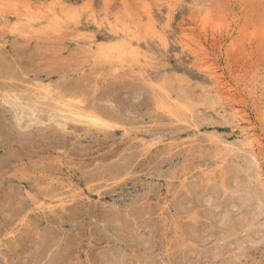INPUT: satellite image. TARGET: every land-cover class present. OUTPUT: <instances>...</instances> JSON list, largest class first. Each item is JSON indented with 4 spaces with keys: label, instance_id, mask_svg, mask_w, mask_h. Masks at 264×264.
<instances>
[{
    "label": "rangeland",
    "instance_id": "rangeland-1",
    "mask_svg": "<svg viewBox=\"0 0 264 264\" xmlns=\"http://www.w3.org/2000/svg\"><path fill=\"white\" fill-rule=\"evenodd\" d=\"M251 154L264 0H0V264H264Z\"/></svg>",
    "mask_w": 264,
    "mask_h": 264
},
{
    "label": "bare ground",
    "instance_id": "bare-ground-1",
    "mask_svg": "<svg viewBox=\"0 0 264 264\" xmlns=\"http://www.w3.org/2000/svg\"><path fill=\"white\" fill-rule=\"evenodd\" d=\"M13 31V30H12ZM131 31V30H130ZM41 32V31H40ZM185 37H188V36H185ZM206 40V39H205ZM185 44H187V43H185ZM203 46V45H202ZM203 49V48H202ZM105 50V49H104ZM188 50V49H187ZM201 52V51H200ZM206 55V54H205ZM102 61V60H101ZM112 61V60H111ZM113 62V61H112ZM122 62V61H121ZM199 62V61H198ZM103 63V62H102ZM212 72H213V70H212ZM248 74V73H247ZM246 74V75H247ZM168 95V94H167ZM159 96V95H158ZM162 96V95H161ZM172 97V96H171ZM57 98L55 97V100H56ZM172 99V98H171ZM260 99V98H259ZM54 100V101H55ZM57 101V100H56ZM61 102H62V104L60 103V106L62 107V108H59V118L61 117L62 118V120L64 119V120H73V121H78L79 123L80 122H85V123H88V124H90V125H97V126H100L101 124H103V121L99 118V116H96L95 114H86L87 113V111H86V113H85V111H84V107H78V106H76V107H74V106H69V105H67L66 104V102L65 101H62V100H60ZM59 102V101H58ZM63 102H64V104H66V105H64L63 104ZM177 102V101H176ZM70 104V103H69ZM55 105H59V104H55ZM170 105V104H169ZM168 104H165V103H163V105L160 107L161 109H162V111L164 112V114L166 113V114H168V115H170V116H175L176 118H177V116H176V114L174 113V107H173V109L171 108V106H169ZM59 106V107H60ZM173 106V105H172ZM176 106V105H175ZM56 107V106H55ZM58 107V106H57ZM157 107V106H156ZM84 108V109H83ZM176 109V108H175ZM58 110V109H57ZM57 110H55V111H57ZM86 110V109H85ZM175 111H177V110H175ZM184 112V111H183ZM179 114V113H178ZM173 118V117H172ZM105 122V121H104ZM186 123V122H185ZM183 125V124H182ZM102 126V125H101ZM88 128V127H87ZM104 128V127H103ZM227 148V147H226ZM231 150V149H230ZM252 151V150H251ZM232 152V151H231ZM230 154V152H227V154H225L223 157H222V160H225V158L228 156ZM251 157H252V159H250V162H249V165H252L253 163H256V165H257V169H258V173H257V175H258V177L260 178L259 180L261 181L262 180V183H263V181H264V172L261 170V166H260V164H259V161L257 160V158L256 157H254L252 154H251ZM219 158V157H218ZM222 163V162H221ZM219 165V164H218ZM224 165V164H223ZM222 167V166H221ZM250 167H252V166H250ZM223 168V167H222ZM247 173V172H246ZM248 177V176H247ZM258 180V181H259ZM264 184V183H263ZM260 187V186H259ZM240 189V188H239ZM244 189H245V187H244ZM261 189V188H260ZM241 190V189H240ZM246 190V189H245ZM248 190V189H247ZM243 192H244V190H243ZM261 194V193H260ZM258 196V195H257ZM67 202V201H66ZM64 203H65V201H64ZM260 203V202H259ZM64 206V205H63ZM259 206V205H258ZM257 206V207H258ZM263 212V211H262ZM264 237V236H263Z\"/></svg>",
    "mask_w": 264,
    "mask_h": 264
}]
</instances>
